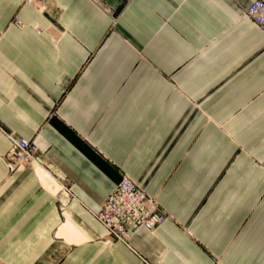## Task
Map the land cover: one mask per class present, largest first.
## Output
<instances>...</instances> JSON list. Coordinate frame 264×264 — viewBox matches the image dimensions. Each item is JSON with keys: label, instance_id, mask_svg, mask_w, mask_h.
Listing matches in <instances>:
<instances>
[{"label": "crops", "instance_id": "0c3cea01", "mask_svg": "<svg viewBox=\"0 0 264 264\" xmlns=\"http://www.w3.org/2000/svg\"><path fill=\"white\" fill-rule=\"evenodd\" d=\"M253 1L0 0V258L264 264ZM8 135L40 165L11 172ZM124 173L170 216L129 246L95 217Z\"/></svg>", "mask_w": 264, "mask_h": 264}, {"label": "built area", "instance_id": "2783aa9c", "mask_svg": "<svg viewBox=\"0 0 264 264\" xmlns=\"http://www.w3.org/2000/svg\"><path fill=\"white\" fill-rule=\"evenodd\" d=\"M40 2L44 0H27ZM246 17L264 32V0H255L245 8ZM18 25L19 21L16 22ZM12 147L6 156L11 172L33 168L40 165V147L36 140L16 139L8 135ZM67 186L61 189L60 208L63 211L70 199ZM96 219L106 228L108 234L118 242L129 246L133 233L144 228L155 231L170 220V216L162 208L157 199L137 184L126 173L113 192L107 197L101 211L95 214ZM0 264H7L0 258Z\"/></svg>", "mask_w": 264, "mask_h": 264}]
</instances>
